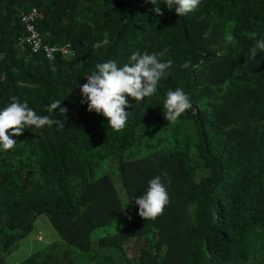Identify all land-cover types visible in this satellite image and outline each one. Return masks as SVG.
<instances>
[{"label":"trees","instance_id":"trees-1","mask_svg":"<svg viewBox=\"0 0 264 264\" xmlns=\"http://www.w3.org/2000/svg\"><path fill=\"white\" fill-rule=\"evenodd\" d=\"M155 7L146 0H0V111L18 96L38 115L62 121L26 127L11 136L12 149L0 147V264L43 214L61 240L15 264H264V52L250 54L264 38V0H201L181 17L163 3L157 15ZM33 8L44 43L70 45L72 55L50 61L21 45V16ZM105 33L111 43L94 48ZM163 49L160 59L173 61L169 77L140 103L127 97L121 131L81 103L79 85L96 64L122 67L133 52ZM176 88L193 107L169 124L163 104ZM56 100L66 119L47 113ZM109 159L132 210L121 228L94 236L124 212L112 175L101 173ZM156 176L170 199L162 215L145 221L135 200Z\"/></svg>","mask_w":264,"mask_h":264},{"label":"clouds","instance_id":"clouds-1","mask_svg":"<svg viewBox=\"0 0 264 264\" xmlns=\"http://www.w3.org/2000/svg\"><path fill=\"white\" fill-rule=\"evenodd\" d=\"M156 7L153 11L157 15H163L161 3L165 4L169 10L181 16H185L198 10L201 0H146ZM255 36V34H253ZM104 39L97 42L94 48L99 49L109 45L111 41L108 34H104ZM231 38H229L230 40ZM264 52V38L256 40L255 45L250 49L251 58L255 59L257 50ZM169 50L152 54L140 51L133 52L122 67L118 66L114 60L96 64V71L87 76V83L79 85L83 94L82 104H87L89 112L102 114L108 121L107 127L115 132L121 131L127 123L128 112L126 107H131L127 97L134 98L137 103L146 97H151L157 92L158 82L169 77V69L173 61H162ZM191 61L185 62L181 67L187 69ZM194 67V66H193ZM167 98L163 104L164 117L170 123L175 122L182 114H186L193 105L190 95L186 94L182 88L175 91L169 90ZM11 103L0 111V147L3 150L12 149L17 141L11 136H20L26 127H34L40 130L47 126L61 125L62 121L54 119L51 115H38L27 102H21L18 96L10 97ZM49 114L58 112L67 118L68 109L61 107V101L56 100L46 107ZM11 130V133L9 134ZM167 176V173H164ZM129 199V197H128ZM169 195L161 176H156L148 181V186L144 194L137 197L135 203L139 206V216L145 221H155L163 214L164 207L169 203Z\"/></svg>","mask_w":264,"mask_h":264},{"label":"rangeland","instance_id":"rangeland-1","mask_svg":"<svg viewBox=\"0 0 264 264\" xmlns=\"http://www.w3.org/2000/svg\"><path fill=\"white\" fill-rule=\"evenodd\" d=\"M104 172H109L112 175L120 196L123 200L124 212L110 225L96 229L94 236H100L101 234L110 233L121 228L130 219L132 210L126 191L122 186L117 165L112 162L111 159L105 162L101 170V173ZM56 240H61V237L56 229L52 226L48 216L46 214H43L37 219L30 235L23 239L20 242L19 246H17L9 255V257L7 258V263L15 264L25 257L29 256L42 244H49Z\"/></svg>","mask_w":264,"mask_h":264},{"label":"built area","instance_id":"built-area-1","mask_svg":"<svg viewBox=\"0 0 264 264\" xmlns=\"http://www.w3.org/2000/svg\"><path fill=\"white\" fill-rule=\"evenodd\" d=\"M38 15L39 12L37 8L22 13L21 20L25 25L26 34L20 38L21 45L30 46L33 52H43L50 61L55 58L56 54H61L63 56L72 55L73 49L70 45L50 46L44 43L35 25L39 17Z\"/></svg>","mask_w":264,"mask_h":264}]
</instances>
